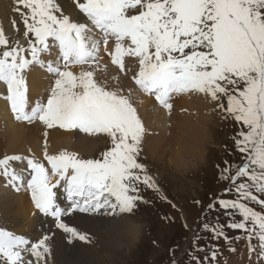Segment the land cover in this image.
<instances>
[{
  "label": "snow or ice",
  "instance_id": "snow-or-ice-1",
  "mask_svg": "<svg viewBox=\"0 0 264 264\" xmlns=\"http://www.w3.org/2000/svg\"><path fill=\"white\" fill-rule=\"evenodd\" d=\"M74 3L83 20L64 14L57 0H16L24 43L10 41L0 28V92L18 123L103 134L110 146L98 158L67 149L50 154L45 131L42 159L0 154L4 186L28 192L32 215L51 221L34 241L0 227V264H50L54 250L60 257L54 264H99L95 252L75 242L100 249L112 235H139L146 228L140 207L152 203L145 190L176 208L167 182L142 162L143 145L153 133L138 113L137 92L153 97L169 115L174 97L200 95L221 121L240 125L230 137L234 158L215 165L224 198L217 194L207 206H218L229 220L202 227L212 240L223 239L232 254L241 237L226 229L239 230L249 264H264V0ZM104 56L115 74L101 63ZM40 70L49 84L33 96L29 77ZM129 73L134 87L123 82ZM60 189L66 206L58 203ZM76 214L91 223L70 226L65 218ZM200 239L193 236L186 264H224L220 246H201ZM170 251L172 264H181L183 258Z\"/></svg>",
  "mask_w": 264,
  "mask_h": 264
},
{
  "label": "rangeland",
  "instance_id": "rangeland-1",
  "mask_svg": "<svg viewBox=\"0 0 264 264\" xmlns=\"http://www.w3.org/2000/svg\"><path fill=\"white\" fill-rule=\"evenodd\" d=\"M12 2L15 3L12 4ZM57 2L61 4L62 0H57ZM0 5H2L1 9L4 11V17H5V21L0 20V28H3L5 35L10 39V41L19 39L21 43H24V38L22 37V32L24 30L23 24L19 14L15 11V8L17 7L16 0H0ZM62 11L64 12V14L72 16L73 19L76 20L84 19L82 14L79 12L78 8L74 5L65 6L62 8ZM13 21L16 22V27H13ZM104 57L106 58V56ZM108 60L110 59L108 58ZM129 60L130 58L128 59L129 67L133 68ZM110 71L111 70L109 69V72ZM111 74H115V73L112 72ZM123 82L127 84V86L132 84L130 80V76L123 77ZM48 84L49 81L43 85V88L44 87L47 88ZM44 89H42V92L40 94L44 93ZM31 94L33 96H37L36 94L38 93L37 92L34 93V91H31ZM191 98L193 97L185 96V95L174 97L173 104H178L180 99H182L183 101H190ZM201 102L205 104L203 106H207L208 108L211 107L213 109L214 107L212 103H209L204 98L198 103ZM141 104L142 103L136 104L137 109L140 108L138 112L139 111L142 112L141 117L145 116L149 118L151 113H146V114L144 113L146 112V104H142V105ZM192 105L196 106V104H192ZM163 110L164 109L162 108L161 111ZM194 110L196 111V108H194ZM9 113L12 114L10 109H9ZM212 113L210 115H208L209 112L206 113V117L208 116L209 117L208 120L210 119V121H208L210 125L207 126H210L212 131L207 133L206 139L203 143V147H201V150L203 149L206 155L203 154V158L200 159L201 162L200 160H198V162L196 161V163L194 164V168L196 169V171L198 170V167L201 165V163L207 161L209 157L217 154L219 158L220 157L219 153L221 151L223 152V147L225 145L228 144L229 152L232 153V141L230 137L233 134H235L240 128V125L236 124L234 121L223 122L222 124L219 123L216 124V126H214V123H216V121L221 119L220 116L218 115V110L212 111ZM10 114H9L10 116L9 120L11 121V123L13 122L17 124L18 122L14 120L13 114L12 115ZM174 114L177 116H175ZM172 115H173V119H177V117L179 116L182 117L181 110L180 112H178V111H174L173 109ZM192 117L193 115H187L186 118L187 121L186 123H188L187 125H189V123H192L191 121ZM200 119L201 118H196V120H200ZM151 120H156L153 127L155 129V134L153 136L156 138V136H158L157 130L159 128V124L161 120H164L163 114L159 115V117L156 115V113L155 115L152 114ZM35 124L38 125V126L36 125V127L40 128V130L42 129L41 130L42 132L41 134L40 133L38 134L36 132L34 137L39 141L45 143V138L43 136L44 134L42 135V133H44L47 130L41 124L39 123H35ZM21 125H24V127L27 128L32 127L27 124L25 126V124L23 123ZM165 128H168L167 124L165 125ZM186 129H188V131L190 132L189 137L193 139L190 141L191 144L190 142H188V146H193L194 143L196 144V142H199L200 137L199 138L196 137L197 140H195L196 138L193 137V135L191 134L192 132H194L192 131L193 129H190L189 127H187ZM32 130H29V132H31L30 135H33ZM164 130L165 129H161V131ZM50 131L55 132L57 134L59 133L62 135L63 134L66 135L62 137V139L68 140L70 139V135L72 136V132H66L63 130H50ZM188 131H186V133H188ZM73 133H74L73 136L74 140L72 141V143L74 144L73 150L74 151L76 150L75 152L77 153L80 152L79 153L80 156L84 158H98L99 154L110 146L109 142L105 139L103 134H100L98 137L96 136L89 137L83 133H76V132ZM165 133H166L165 136L170 135V132H165ZM152 139L154 138H149V140ZM47 142L48 145L50 146V142L52 144L54 141L51 138L50 141L48 140ZM0 143H2L1 145L3 147L0 148V153L2 152L5 153L4 150L6 148L4 149V147L7 145V143H5L4 141H0ZM33 147H34L33 144L32 145L30 143L28 145L25 144V152L27 156L33 155V154H27L28 149L33 150ZM87 149H89L90 151H87ZM165 151H166L165 152L166 156H164V158H171V152L169 146L165 148ZM34 155L36 158L42 159L43 151L41 152V154L36 153ZM186 155H182V158L187 157ZM231 156L232 158H234V153H232ZM147 158L150 159L149 155L147 156ZM157 158L159 159L163 158V155L161 156L159 155ZM147 163L149 164L148 166L151 168L152 172L155 171L153 173H160L162 178L167 182L166 193L169 194L168 199L172 201V204L176 205V208H173L171 204L160 200L153 192H151V190H145L143 192V195L147 199L152 201L151 204L148 205L142 204L140 207V215L143 217V222L146 225L145 230H143L139 235L131 236L134 237L131 243L121 244L124 240H127L126 238L129 236H121L119 234H115L107 238L105 243L116 242L117 247L115 246L113 248H109L105 246L100 249L96 248L98 249L97 251L99 252V254L102 255V259L105 261V264H172V260L171 257H169V255L172 256L173 253L170 251V249H175V253H174L175 256L183 258L181 260V264H186L187 257L185 253L191 249L192 240H193V239L191 240V237H193L194 235H199L201 237V239L199 240V244L201 246H207L208 248H211L213 245H219L220 250L223 253L224 264H249V257L246 255L245 252L246 246H245V242L243 241L244 237H242L244 235L239 230L233 231L231 229H226L227 234L231 237L241 236L240 241L238 243H234L233 245L238 250L237 254H232L225 250V243L223 239L212 240L211 233L208 236L206 235V232L202 227L203 223L214 224L217 220H219L221 224H226L229 220V217L225 214L224 210L220 209L218 206L214 211L208 210L207 208L208 204L212 202L213 198L216 195L206 196V197L199 196L200 191H202V184L199 182L198 188H195V185L190 183L191 179L196 180V178H194V174H193L194 172L190 173L191 170L194 168H191L190 165L186 167L184 166L182 168L183 170L182 169L180 170L181 172H178L173 175L170 173L167 167L166 168H164V166L160 167L161 165L158 164L157 161H155L153 158L152 160L150 159L149 161H147ZM170 166L171 168L175 169V166H173L172 164ZM1 178L2 180L4 179L3 177ZM212 186L217 189L221 186L225 187V183L218 182L217 180H215L212 183ZM188 194H189V198H188ZM229 195L232 196L234 194H229ZM221 197L224 198V195H221ZM195 199H199L201 201V204H195L193 202ZM29 202L28 204L30 206L31 199L29 200ZM58 203H60L61 206H66L67 201L64 193L62 196L58 197ZM249 203L251 204V202ZM31 206H33V204ZM256 207L257 210H260L259 206ZM164 217H169L170 219L166 220ZM48 220L50 221V219H43V218L40 219V222L42 224L40 223L39 224L43 225L41 226V231H43L42 227L43 229L44 227H47L46 226L47 223H48L47 225L50 226L51 221L49 222ZM185 225H187V227H185ZM153 240L156 241V244L153 243ZM94 246L95 245H92L91 249H93ZM200 255L202 258L203 254Z\"/></svg>",
  "mask_w": 264,
  "mask_h": 264
},
{
  "label": "bare ground",
  "instance_id": "bare-ground-1",
  "mask_svg": "<svg viewBox=\"0 0 264 264\" xmlns=\"http://www.w3.org/2000/svg\"><path fill=\"white\" fill-rule=\"evenodd\" d=\"M14 3L15 2H12V4ZM60 5L63 8L67 5L75 6V3H74V0H70V1L62 0V3ZM1 8H2V5H0V20L5 21L4 11ZM70 17L72 18V16ZM101 63L102 64L108 63L106 62L105 57H103V60L101 61ZM47 82H48L47 74L43 70L33 72V74L29 77L30 91H34V93L37 92L40 94L42 92V89L45 88V87L43 88V85ZM3 87L4 86L0 84V89H2ZM2 96L3 94L2 92H0V134L3 135V136L0 135V141H4L5 143H7L6 145L7 147L6 146L4 147V149L6 148L4 151L7 154L26 155L25 144L28 145L30 143L31 145L33 144L34 147H33L32 152H27V154H36V153L41 154L44 148V143L36 139L34 136L36 132L38 134L39 133L41 134L42 129L40 130V128L36 127L37 124H35L34 127L32 126L30 128H27V127H24V125H21L22 123H17V124L13 122L11 123V121L9 120L10 119L9 109L10 108L3 100ZM191 96L193 98H191L190 101H183L182 99H180L178 104H174V111L180 112L181 110V113H182V117L179 116L177 117V119H173V115L172 114L169 115L168 113H166L165 110L161 111L162 110L161 107H158V109L154 108L155 111L153 112L151 108L152 101L150 99H144V98L138 97V100L142 101V104H146V112L144 113L145 114L151 113L149 118L145 116L142 117V119L145 121L146 127L149 129V132L153 133L149 135L145 141L147 153L151 154L152 158H157L159 155L164 156L166 152L165 148L169 146L171 157H172L171 164L175 166L176 170H181L184 166L186 167L188 165H190L191 168H194V164L196 163V161L198 162V160L203 158V154H205L204 150L203 149L201 150V147H203V143L209 131L208 130L209 126L207 125H210L208 123L210 119L208 120L209 117L208 116L206 117V113L209 112L208 115H210L212 113V111H210L212 108L210 107L211 108L210 109L207 106H203L205 105L203 102L198 103L203 99L202 96H199L196 94H192ZM192 104H196V106ZM194 108H196V111L194 110ZM184 109H186L187 111H184ZM138 113L141 115L142 112L139 111ZM155 113L158 117L159 115H162V114L164 117V120H161L159 124V128L157 130L158 136H156V138L153 136L155 134V129L153 127H154V123L156 120H151L152 114L155 115ZM187 115H193L192 120H191L192 123H189V125H187L188 123H186ZM196 118H201V119L196 120ZM166 124L168 125V128H165ZM187 127H189L190 129H193L192 131L194 132L191 133L193 137L195 138L200 137L199 139L200 143L196 142V144L194 143L193 146H188V142H190L193 139L189 137L190 132L188 131V129H186ZM161 129H165V130L161 131ZM29 130L33 131V135H30L31 132H29ZM47 131L49 132V135L47 137L49 139H47V141L48 140L50 141L51 138L54 141L52 144L50 142V146L48 145V150L50 154H56L62 149L74 151L73 150L74 144L72 143V141L74 140L73 132H72V136L70 135V139L67 140V139H62V137L66 136L64 134L63 135L59 133L57 134L55 132H51L50 130H47ZM186 131H188V133H186ZM165 132H170V135L165 136L166 135ZM43 134L44 133H42V135ZM149 138H154V139L149 140ZM195 140H197V138ZM1 144L2 143H0V148H3ZM87 151H90V150L87 149ZM182 155H186L187 157L182 158ZM4 184H5V179L2 180V178L0 177V217H3L5 215L8 217L7 220L0 219V227H4L7 230L12 231L17 235H24L29 240L34 241L37 238L39 231H41L40 224L42 223L40 222V219L42 217L38 213L35 216L32 215V213L36 212V210L34 206H31L32 202L30 206L28 204L30 200V194L23 189L21 190V192L17 193L11 187H5ZM62 194H63V190L62 189L58 190V197H60ZM65 219H66V222H68L70 226H76L79 228H84L91 223L88 219L85 218L84 215H79V214H76L72 217H66ZM44 224H45V221H44ZM47 224L46 226H48ZM42 230H43V227H42ZM126 239L127 240H124L121 244L131 243L134 237L129 236ZM76 245L80 248L87 247L91 249L92 247V246L84 245L83 242H76ZM105 246L109 248H113L115 246L117 247L116 242L105 243ZM97 250L98 249H96L95 246L93 249H91V251L96 253L99 264H105V261L102 259V255L99 254ZM58 259H60V257L56 255L55 250H54L53 256L50 259V264H54V262L57 261Z\"/></svg>",
  "mask_w": 264,
  "mask_h": 264
}]
</instances>
